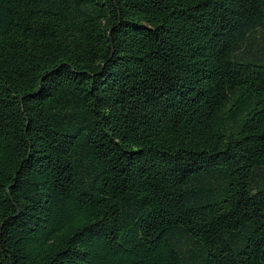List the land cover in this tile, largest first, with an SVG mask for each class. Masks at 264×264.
<instances>
[{
	"label": "trees",
	"instance_id": "obj_1",
	"mask_svg": "<svg viewBox=\"0 0 264 264\" xmlns=\"http://www.w3.org/2000/svg\"><path fill=\"white\" fill-rule=\"evenodd\" d=\"M0 264H264V0H0Z\"/></svg>",
	"mask_w": 264,
	"mask_h": 264
}]
</instances>
